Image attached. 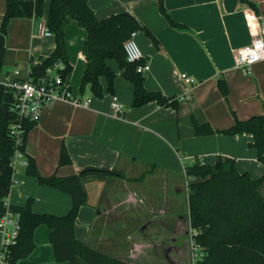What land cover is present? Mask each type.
<instances>
[{
    "label": "crops",
    "instance_id": "0c3cea01",
    "mask_svg": "<svg viewBox=\"0 0 264 264\" xmlns=\"http://www.w3.org/2000/svg\"><path fill=\"white\" fill-rule=\"evenodd\" d=\"M88 1L100 20L120 12H130L138 19L146 29L138 30L136 41L143 60L151 66L143 73L145 87L184 99L178 108L155 101L133 107L134 84L116 60H108L117 75L114 93L125 106L123 116L113 115L106 78H102L103 98L90 92L83 95L92 97L87 107L57 100L45 108L28 134L29 163L13 167L0 158V184L9 201V206L1 202L0 218L8 210L20 215L30 198L35 213L65 216L73 207L72 195L41 183L39 176L67 177L87 166L108 167L126 177L85 179L89 198L80 207L76 237L132 264L144 263L147 255L159 258V264H184L180 257L175 259L169 252L161 256L156 249L170 237L177 244V235L182 237L192 229L185 163L198 157L214 166L219 156H230L240 172L255 179L264 176V164L250 145L252 133L198 135L195 127L208 123L222 130L234 124L235 115L245 120L264 113V59L249 70L236 65L240 47L259 36L264 38V0H248L255 7L241 0H164L166 11L178 25L161 11L159 0ZM20 4L23 15L11 18L3 33L7 0H0V45L6 48L0 72V114L9 111L13 99L5 78H27L31 58H46L56 46L54 34L42 35L38 28L40 22L47 23L49 3L41 17L35 13V0H20ZM66 37L73 64L67 81L73 93L82 96L75 83H81L78 75H83L86 65L87 32L72 20L66 26ZM220 78L230 88L228 98L218 87ZM64 147L69 163H61ZM259 192L264 197V181ZM52 232L49 225H38L33 250L17 264H70L56 259ZM2 239L0 229V251Z\"/></svg>",
    "mask_w": 264,
    "mask_h": 264
},
{
    "label": "trees",
    "instance_id": "16d2710c",
    "mask_svg": "<svg viewBox=\"0 0 264 264\" xmlns=\"http://www.w3.org/2000/svg\"><path fill=\"white\" fill-rule=\"evenodd\" d=\"M241 1L255 7L253 2ZM47 2V25L55 36L56 46L46 58L41 56L38 61L31 58L30 76L34 80L46 75L48 68L59 62L64 64V68L59 71L65 78L73 71L66 26L74 20L87 32L83 47L86 65L79 88L81 95L90 92L103 98L105 89L102 78L108 81L107 90L115 94L117 75L108 63V60L114 59L125 77L134 84L133 107H141L153 101L160 106L179 107L181 97H167L160 91H151L145 87L144 74L137 71L138 65L145 63L144 60L135 63L127 60L125 41L133 31L146 29L133 14L120 12L100 20L88 0H35L37 17L43 15ZM159 4L169 21L178 25L166 11L164 0H159ZM22 15L20 0H7L1 31L6 33L9 20ZM5 56L6 48L0 45V72L4 69ZM218 87L228 98L230 88L225 79H219ZM16 117L17 114L10 109L6 114H0V158L7 164H10L16 152L9 131ZM36 124V121L25 123L22 150L26 155L28 134ZM195 127L198 135L217 131L230 135L252 133L254 139L250 145L257 150L258 159L264 164V113L245 120L235 115L234 124L222 130H215L208 123L197 124ZM69 162L70 157L64 147L61 163ZM185 172L189 190L190 225L196 231L193 239L204 251L200 264H264V197L259 192L264 176L255 179L247 172H240L236 159L230 156H219L214 166L195 157L185 163ZM87 177L124 178L126 175L119 170L99 166H87L79 173L67 177L40 175L41 183L70 193L74 200L73 207L65 216L37 214L33 211V199L30 198L26 210L20 214L18 240L7 247L4 264H17L33 250L34 231L40 224H47L53 229L51 241L59 261L68 260L70 264H132L93 248L76 237L75 224L79 210L89 198L85 181ZM6 196L7 192L0 184V204Z\"/></svg>",
    "mask_w": 264,
    "mask_h": 264
},
{
    "label": "built area",
    "instance_id": "2783aa9c",
    "mask_svg": "<svg viewBox=\"0 0 264 264\" xmlns=\"http://www.w3.org/2000/svg\"><path fill=\"white\" fill-rule=\"evenodd\" d=\"M40 34L51 36L53 33L49 29L47 23L40 22L38 25ZM138 31H133L130 37L125 41L124 49L127 60L130 63L139 62L144 59V54L136 41ZM264 59V38L259 36L251 43L240 47L236 54V65L238 67L249 70L255 63ZM150 64L145 62L139 64L138 72H146L150 70ZM64 68L63 62H59L54 66L48 68L46 75L34 80L30 76L27 78L11 79L10 76L5 78V86L13 92V99L10 110L17 114V117L10 124V135L16 145V152L13 156L10 165L16 167L18 165H27L29 159L26 153L22 150L23 139L25 133V123L27 121L38 122L42 111L53 104L57 100H64L75 105L89 106L92 101L90 96H80L73 93L71 85L67 81L60 69ZM16 75L20 73L19 69L14 71ZM187 81H192L187 74L182 75ZM184 97H181L183 100ZM111 106L113 108L114 116H123L125 106L119 99L117 94H112ZM3 203L9 206V201L4 198ZM20 215L11 210L0 218V229L3 234L2 246L0 251V264L6 263V251L10 244H14L18 240L21 230L19 221ZM196 231L191 229V264H200V260L204 256V251L194 241L193 234Z\"/></svg>",
    "mask_w": 264,
    "mask_h": 264
},
{
    "label": "rangeland",
    "instance_id": "374dc122",
    "mask_svg": "<svg viewBox=\"0 0 264 264\" xmlns=\"http://www.w3.org/2000/svg\"><path fill=\"white\" fill-rule=\"evenodd\" d=\"M79 72V70H78ZM79 76V80H81V72L80 74L78 75ZM74 80H78V78H75L74 77ZM75 85L80 88V83L77 84V82L75 83ZM183 180V179H182ZM184 199H185V196L183 195V198H182V201L184 202ZM182 214L184 212H181ZM187 229V228H185ZM189 228L187 230V232H189ZM187 232H184L183 233V236L182 237H179L177 235V239H178V243H174L172 241V237H170L169 239L166 238V241L161 243L159 246H157V252L159 253V255L161 256H164L165 254H167L169 252V254H173V258L177 259V258H181V261H183L184 264H191L190 260H191V239H192V236H191V231H190V234L188 235ZM188 235V236H187ZM178 245V249H176V251H174V245ZM171 246V247H170ZM164 248H169L166 252L164 251ZM188 255V258L185 255V253ZM182 256V257H181ZM145 260L143 261L144 263L142 264H155V262L157 261V264H159L158 262H160V259L158 258L157 260H153L149 255L145 256ZM186 261H189L186 262ZM166 264H169L168 262H166Z\"/></svg>",
    "mask_w": 264,
    "mask_h": 264
}]
</instances>
